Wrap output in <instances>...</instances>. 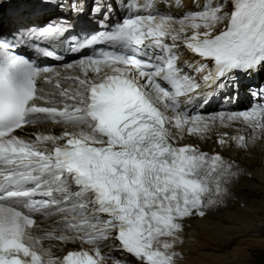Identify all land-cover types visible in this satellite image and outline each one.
<instances>
[{
  "label": "snow or ice",
  "instance_id": "obj_1",
  "mask_svg": "<svg viewBox=\"0 0 264 264\" xmlns=\"http://www.w3.org/2000/svg\"><path fill=\"white\" fill-rule=\"evenodd\" d=\"M55 7L98 26L82 40L52 17L0 32V264H180L187 222L248 178L221 152L181 141L208 140L218 124L264 132V86L249 90L256 103L244 110L202 112L217 97L234 102L242 78L264 73V0H204L180 15L172 9L183 0ZM57 39L71 62L32 59L65 61L38 43ZM181 49L192 57L183 66ZM52 126L60 133L38 130ZM230 140L247 148L227 132L213 142ZM66 245L77 247L57 255Z\"/></svg>",
  "mask_w": 264,
  "mask_h": 264
},
{
  "label": "bare ground",
  "instance_id": "obj_2",
  "mask_svg": "<svg viewBox=\"0 0 264 264\" xmlns=\"http://www.w3.org/2000/svg\"><path fill=\"white\" fill-rule=\"evenodd\" d=\"M38 130L55 133L61 131L57 126L41 127ZM225 132L229 138L245 136L247 148H237L230 140V146L225 145L221 149L213 141ZM210 136L208 140L185 137L181 144L193 143L209 153L221 152L226 159L235 161L248 178L240 181L236 194L221 208L213 209L202 220L196 218L187 222L189 230L185 233L182 249L185 255L180 264H247L252 249L264 251V132H253L235 123L228 127L218 124ZM261 147L263 151H260ZM73 246L66 245L56 250V254ZM120 259L127 260L122 255Z\"/></svg>",
  "mask_w": 264,
  "mask_h": 264
},
{
  "label": "rangeland",
  "instance_id": "obj_3",
  "mask_svg": "<svg viewBox=\"0 0 264 264\" xmlns=\"http://www.w3.org/2000/svg\"><path fill=\"white\" fill-rule=\"evenodd\" d=\"M260 151H263L262 147H261ZM244 152L246 153L247 151L245 150ZM252 157L257 158V156H255V155H253ZM258 158H259V156H258ZM250 253H251V258L250 259L248 258L247 264H264V251L252 249V251H250Z\"/></svg>",
  "mask_w": 264,
  "mask_h": 264
}]
</instances>
